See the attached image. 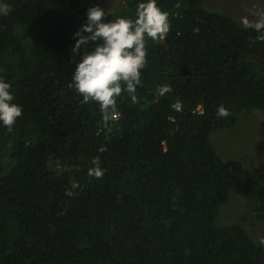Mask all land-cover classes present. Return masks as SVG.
<instances>
[{
    "label": "trees",
    "instance_id": "16d2710c",
    "mask_svg": "<svg viewBox=\"0 0 264 264\" xmlns=\"http://www.w3.org/2000/svg\"><path fill=\"white\" fill-rule=\"evenodd\" d=\"M122 1L3 0L0 78L23 112L11 132L0 122V264H264V158L246 168L212 139L264 109V42L242 23L264 15V0H157L170 31L146 38L138 102L118 98L106 129L98 104L68 87L71 47L89 7L134 20L144 0ZM95 157L101 179L87 175ZM58 161L70 170L58 175ZM232 194L255 197L259 239L218 222Z\"/></svg>",
    "mask_w": 264,
    "mask_h": 264
},
{
    "label": "clouds",
    "instance_id": "9594fccd",
    "mask_svg": "<svg viewBox=\"0 0 264 264\" xmlns=\"http://www.w3.org/2000/svg\"><path fill=\"white\" fill-rule=\"evenodd\" d=\"M176 7L179 8L180 4ZM11 10L9 4L0 0V16H7ZM109 14L111 9L106 12L99 5L87 9V22L73 36L76 42L71 47V53L72 56H80V60L74 69L72 82L68 85L69 89H74L83 97L82 104H98L102 113V125L106 129H110L118 115V98L127 93L133 103L138 102L137 88L143 85L141 70L147 64L146 38L162 41L170 31L169 13L158 6L157 0L138 3L134 20L120 16L106 21L105 17ZM242 23L246 28H252L259 33L256 39L264 42V15L256 20L245 17ZM194 32H199V29H194ZM11 88L10 83L0 78V122L9 132L23 112L22 106L13 102L14 94ZM171 91V85L168 84L156 89L159 96H165ZM171 107L175 111H183V103L180 100L174 102ZM230 115V111L223 105L217 108L219 118ZM105 150L106 148L101 146L100 151ZM91 164L93 166L89 167L87 175L96 179L103 178L104 170L100 158H93ZM56 170L59 175L70 169L58 161ZM79 187V183L74 181L65 194L73 196L72 189ZM260 243L264 244V238Z\"/></svg>",
    "mask_w": 264,
    "mask_h": 264
},
{
    "label": "rangeland",
    "instance_id": "374dc122",
    "mask_svg": "<svg viewBox=\"0 0 264 264\" xmlns=\"http://www.w3.org/2000/svg\"><path fill=\"white\" fill-rule=\"evenodd\" d=\"M246 1L248 0H240ZM124 4L125 1H122ZM224 4L226 0H216ZM220 4V5H221ZM225 135V138L222 137ZM221 138L219 141L217 138ZM217 151L223 157V159L238 160L247 168L254 167L255 164L260 163L264 158V109L255 110L251 114L244 116L240 124L235 129H230L228 132L218 133L217 136H212ZM258 165V164H257ZM231 200L223 208L221 217L218 218V222L225 224L230 222L229 218L242 222L246 225L253 236L259 239L262 234V223L258 219L252 210V206L255 201L253 195H231ZM227 220V221H223Z\"/></svg>",
    "mask_w": 264,
    "mask_h": 264
}]
</instances>
